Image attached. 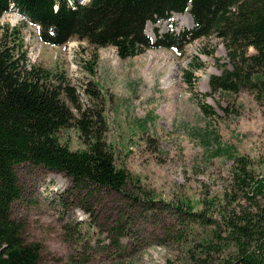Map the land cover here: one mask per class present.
<instances>
[{
	"label": "rangeland",
	"instance_id": "obj_1",
	"mask_svg": "<svg viewBox=\"0 0 264 264\" xmlns=\"http://www.w3.org/2000/svg\"><path fill=\"white\" fill-rule=\"evenodd\" d=\"M172 22L175 29L193 25L186 12L170 21L148 22L146 32L154 39L157 28L166 32ZM6 24L20 26L27 66L63 75L79 107L89 110L88 117L102 111L105 141L116 164L129 173L127 190L142 198L139 205H131L122 194L101 191L89 202L78 192L66 191L71 182L62 173L30 162L17 165L21 194L11 215L23 223L25 240L42 245L38 264H213L240 252L226 218L255 205L233 199L234 161L214 153L233 146L263 170L264 102L246 90L207 96L212 92L211 75L220 74L222 63L228 61L220 37H202L182 50L147 49L121 59L111 46L96 48L76 38L61 46L45 44L38 26L13 8L0 16V26ZM1 34L0 30V39ZM199 61L203 66L194 70L191 84L186 72ZM204 102L218 115H205ZM225 107L229 110L223 111ZM148 115L143 127L140 121ZM214 133L219 134L216 140ZM59 135L74 150L84 147L75 126ZM187 205L206 212L212 223L181 221L176 208L188 210ZM83 206H90L91 213ZM121 210L132 218L115 248L109 230Z\"/></svg>",
	"mask_w": 264,
	"mask_h": 264
},
{
	"label": "trees",
	"instance_id": "obj_2",
	"mask_svg": "<svg viewBox=\"0 0 264 264\" xmlns=\"http://www.w3.org/2000/svg\"><path fill=\"white\" fill-rule=\"evenodd\" d=\"M11 8L38 26L39 38L45 44L61 46L76 38L96 48L111 46L121 59L147 49L182 50L188 43L216 34L225 44L228 61L222 63L220 74L211 75L212 92L207 96L246 90L264 102V0H0V16ZM186 12L191 14L192 27L175 29L172 22L166 32L157 28L154 39L147 34L148 22L170 21L175 14ZM0 30V264H38L42 245L25 240L23 223L11 215L13 202L21 194L17 165L30 162L62 173L71 182L66 191L78 192L89 202L101 191L122 194L131 205H139L142 198L127 190L129 173L116 164L105 141L102 111L88 117L89 110L79 107L63 75L27 66L20 26L6 24ZM251 48L255 52L250 53ZM201 66L199 61L186 72L191 84L196 80L194 70ZM90 71L94 72L92 67ZM201 108L209 117L218 115L205 102ZM148 118L151 116L141 119L143 127ZM71 126L82 134L81 149H72L59 135ZM218 137L214 133L215 140ZM221 153L234 161L231 196L253 202L255 209L243 207L226 218L240 252L213 264H264V167L258 171L255 161L233 146L219 147L214 154ZM187 206L188 210L176 208L181 221L212 223L206 212ZM81 208L89 214L92 211L90 206ZM131 218L125 210L120 211L109 230L113 247L120 244Z\"/></svg>",
	"mask_w": 264,
	"mask_h": 264
}]
</instances>
